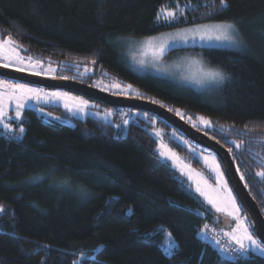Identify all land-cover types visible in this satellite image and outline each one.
I'll list each match as a JSON object with an SVG mask.
<instances>
[{
  "label": "trees",
  "instance_id": "16d2710c",
  "mask_svg": "<svg viewBox=\"0 0 264 264\" xmlns=\"http://www.w3.org/2000/svg\"><path fill=\"white\" fill-rule=\"evenodd\" d=\"M162 9L179 16L158 18ZM262 15L264 0H227L226 8L220 0H0V40L11 38L24 57L50 65L59 78L119 85L127 96L157 102L191 125L203 117L210 126L200 130L231 149L264 215V25L245 26ZM215 21L239 23L246 47L173 51L199 54L226 74L212 99L135 73L116 45L122 35ZM42 108L66 115L61 107ZM146 114L173 148L204 168L172 138V131L187 138L181 131ZM141 122L124 133L94 117L67 124L24 110L22 137L0 136V264H264L253 253L230 260L204 239L202 221L221 228L218 218L158 162L155 125ZM168 233L177 244L171 255L163 247Z\"/></svg>",
  "mask_w": 264,
  "mask_h": 264
},
{
  "label": "rangeland",
  "instance_id": "374dc122",
  "mask_svg": "<svg viewBox=\"0 0 264 264\" xmlns=\"http://www.w3.org/2000/svg\"><path fill=\"white\" fill-rule=\"evenodd\" d=\"M164 10V9H162ZM162 10L159 12V18L170 19L172 17H166ZM174 13V17L179 16L178 12L175 10H170ZM248 25H245L248 29L249 26L256 27L264 25V15L254 18V20L248 21ZM214 25H233L234 30H229V39H205L201 40L197 30L203 31L205 27L211 28ZM242 27L239 23L234 21H215V22H205L195 25H189L179 28H174L171 30H165L150 36L136 37L133 35H122L116 39V45L119 54L126 60L129 67L137 74L153 76L158 79L166 80L177 84L179 86H184L191 88L209 99L215 98L217 96L220 88L225 84L227 80L226 74L219 68L212 66L206 62V60L199 54L192 53L190 51H180L173 53L176 49H186L190 47H214V48H224L230 50H242L248 44V39L243 35ZM195 36V38H193ZM152 41V47L148 46V41ZM0 42H7L2 41ZM163 46V53L157 56L153 55L154 49H159ZM19 55L24 58V63L20 67L24 70L20 72L38 73L34 75H39L48 78H59L56 70L50 65H46L42 62H38L29 58L24 57L17 48L13 45H6L4 49H0V65L5 61L4 57L15 58ZM38 62V63H37ZM35 65V68L32 67ZM16 70L14 66L10 64L9 67ZM51 69V71H49ZM211 71H219L223 74L224 79L222 82H212L210 81L206 73ZM0 80H6L9 83L17 84L22 83L31 88L39 89L43 94L51 93H61L66 94L68 97H76L80 100L88 102L86 108L83 111L76 110V102L72 100L58 99L51 95H42L39 100L31 99L28 100L25 107L20 109L23 116L25 109H36L40 115H42L48 121H54L59 123L73 124L75 119H86L87 117H94L96 119L102 120L104 122L112 123L115 127L124 133L128 131L129 125L133 121L145 120L144 126L153 124L155 126L150 127V131L155 136L158 141V162L169 165L185 182L186 188L196 194L203 202L204 207L212 212L218 219L221 228L227 232L231 233L237 228V221L233 220L231 216L227 215L226 212H217L215 208L207 203L203 196H201L197 191V184L204 188L205 182L207 185L211 186L212 189H217V176L212 170L214 164L219 165V171L223 173V182L227 185V189L231 191L232 197L235 198L236 204L240 207V217L244 219L247 215L243 212L241 205L226 177V173L223 164L219 157L207 148H204L195 142H191L188 138L176 131H172L171 135L179 144L186 147L188 151L193 155L194 158L198 159L204 168L195 166L190 160L186 159L180 152L173 148L169 142L164 137V130L156 126V120L149 119L148 115L139 110L124 108V107H109L102 102L84 97L80 94L70 92L62 89H51L39 85L27 84L20 81H14L6 78H1ZM97 89L102 90L107 93H111L118 96H127V92L119 85H108V84H95ZM0 91H5L0 89ZM65 103H68L71 111L65 108ZM57 106L61 107L66 115H60L43 109L42 107ZM4 110L6 113L5 122L10 124V121L16 119V106L15 102H6L4 105ZM127 122V123H125ZM198 130L202 129L204 125L199 122H193ZM202 131V130H200ZM159 133V135H157ZM214 158V161H213ZM207 190V189H206ZM222 196H227L226 192H221ZM250 230H252L250 228ZM257 235V234H256ZM258 236V235H257ZM177 245V244H176ZM214 246L225 256L224 252L214 244ZM262 256L259 252L249 251L245 253L246 256L252 255Z\"/></svg>",
  "mask_w": 264,
  "mask_h": 264
},
{
  "label": "snow or ice",
  "instance_id": "6c2138e0",
  "mask_svg": "<svg viewBox=\"0 0 264 264\" xmlns=\"http://www.w3.org/2000/svg\"><path fill=\"white\" fill-rule=\"evenodd\" d=\"M220 5L222 8L227 7V0H220ZM162 13L166 17H174V13L170 10L164 9ZM159 18V14H158ZM229 30H234L233 25H214L211 28L205 27L203 31L197 30V34L201 40H221V39H231L228 36ZM195 38V36L193 37ZM11 38L8 39L7 42H0V49H4L6 45H11ZM148 46L152 47V41H148ZM163 53V46H160L159 49L153 50V55L157 56ZM30 59V58H29ZM5 61L2 65L3 67H9L10 64L16 68L17 71H23L24 69L20 67L24 63V58L16 55L13 59L12 57H4ZM38 63V62H37ZM95 63V61H93ZM35 68V65H32ZM51 71V69H49ZM33 74H38L33 72ZM207 78L212 82H222L224 76L219 71H211L206 73ZM118 86V85H117ZM0 89H4L5 91H0V124L6 130H11V125L5 122V110L4 105L6 102H15L16 106V119L21 118L20 109L24 108L27 101L31 99L39 100L42 98V95H51L58 99L72 100L76 102V110L83 111L84 108L87 107L88 102L84 100H80L76 97H68L66 94L61 93H51V94H43L41 90L31 88L25 84L17 83L12 84L6 80H0ZM65 108H68L69 111L72 109L69 107L68 103H65ZM190 120L192 118H189ZM201 123L205 127L210 126V122L205 120L203 117L198 118ZM127 123V122H125ZM195 126V125H193ZM20 132H23L24 129L21 127L19 129ZM159 135V133H157ZM239 147V145H237ZM231 151V149H229ZM214 161V158H213ZM212 170L216 173L218 188L212 189L211 186L207 185L205 182V187L202 188L199 183L197 184L196 191L204 197L209 205H211L217 212H226L227 215L231 216L233 220L237 221V228L234 229L231 233H228L229 241L234 242L238 247L232 248V252L236 253H249V251L259 252L262 256H264V238H260L255 234L254 231V222H251L249 218L246 216L244 219H241L240 207L236 204L235 198L232 197L231 191L227 189V185L223 182V173L219 171V165L214 164ZM259 175L264 176V173H259ZM243 179V176H241ZM207 189V190H206ZM221 192H226L227 196H222ZM3 211V208L0 207V212ZM250 228L252 230H250ZM219 244V241H217ZM166 250H168V254L171 255V249L175 248L176 245L174 241L171 239V233H168V238L165 240L163 245ZM221 251L227 252L229 248L227 246L221 248Z\"/></svg>",
  "mask_w": 264,
  "mask_h": 264
},
{
  "label": "water",
  "instance_id": "95a60500",
  "mask_svg": "<svg viewBox=\"0 0 264 264\" xmlns=\"http://www.w3.org/2000/svg\"><path fill=\"white\" fill-rule=\"evenodd\" d=\"M0 77L27 84L39 85L51 89H62L80 94L84 97L104 103L109 107H124L157 115L166 120L175 129L181 131L188 139L214 152L221 160L226 177L247 217L254 222L255 232L264 238V215L256 200L252 197L241 179L229 149L213 140L206 132L200 131L186 122L176 113L163 105L140 97L118 96L97 89L95 86L78 80L65 78H48L20 72L0 66Z\"/></svg>",
  "mask_w": 264,
  "mask_h": 264
},
{
  "label": "built area",
  "instance_id": "2783aa9c",
  "mask_svg": "<svg viewBox=\"0 0 264 264\" xmlns=\"http://www.w3.org/2000/svg\"><path fill=\"white\" fill-rule=\"evenodd\" d=\"M21 127L22 126L19 124V121H17V124L11 125L10 131L6 130L3 125L0 124V136H3L9 140L18 141L23 135V132L19 131ZM200 234L204 237L206 241L213 245L216 244L220 249L227 246L229 248V251L223 252L225 254V257L229 258L230 260L244 259L252 256H246L245 253L241 254L232 252L231 249L238 246L235 245L234 242L229 241V236L227 232L218 227L214 222H211L207 219H204L202 221L200 227ZM217 241H219V244L217 243Z\"/></svg>",
  "mask_w": 264,
  "mask_h": 264
}]
</instances>
